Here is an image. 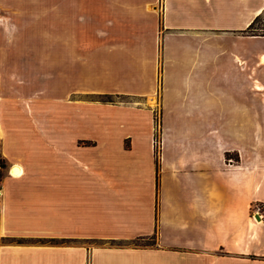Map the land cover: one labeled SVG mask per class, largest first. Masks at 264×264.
I'll return each instance as SVG.
<instances>
[{
	"label": "crops",
	"instance_id": "0c3cea01",
	"mask_svg": "<svg viewBox=\"0 0 264 264\" xmlns=\"http://www.w3.org/2000/svg\"><path fill=\"white\" fill-rule=\"evenodd\" d=\"M96 10L98 22L101 17L128 22L161 17L168 32L160 153H156L154 128L145 136L137 129V116L150 126L155 124L150 108L90 106L55 98L47 107V134L37 137L31 134L23 110L10 108L16 115L6 112L1 134L8 155L15 157L13 163H19L24 173L8 176L1 184L0 240L48 239L49 244H1L0 264L5 255H25L34 261L38 257L34 263H40L41 255H49L47 264H264V220L251 218L253 203L264 202V152L255 154L257 163L252 168L245 156L250 129L262 130L264 135V58L257 61L256 84L249 78L248 58H233L232 66L240 73L234 80L240 78L246 92L256 85L255 96L262 103L252 114L247 105L237 106L244 115L238 127L246 128L245 134L240 133L246 136V144L217 137L216 108L210 105L187 111L192 119L184 126L194 130L192 136L170 138L165 84L175 37L215 44L207 40L209 35L245 30L264 12V0H96ZM97 47L105 48V42L98 41ZM212 48L193 46L180 63L194 67L216 60L219 55ZM127 49L120 51V59H128V75L136 86L123 90L140 94V89L154 82L155 45L149 48L130 39ZM116 57L113 51L114 62ZM91 107L134 118L119 121L115 116L90 129L87 112ZM11 145L19 152L11 154ZM234 151L240 152L238 164L226 163V154ZM36 161L41 164L38 169ZM138 239L153 242L138 245L134 243Z\"/></svg>",
	"mask_w": 264,
	"mask_h": 264
},
{
	"label": "rangeland",
	"instance_id": "374dc122",
	"mask_svg": "<svg viewBox=\"0 0 264 264\" xmlns=\"http://www.w3.org/2000/svg\"><path fill=\"white\" fill-rule=\"evenodd\" d=\"M124 19L115 18V21L114 18L101 17L98 22L96 0H0V186L6 177L11 176L10 166L17 161L8 155L5 135L1 134V131L4 133L6 112H9L7 116L16 115L9 111L13 106L23 110L24 120L30 124V132L36 137L47 134V107L55 98L87 102L90 106L103 104L150 108L155 124L152 122L150 126L137 116V129L143 131L145 136L150 127L154 128L155 148L159 155L162 138V67L165 36L168 32L163 28L161 17H142L139 22ZM256 26L264 31V12ZM123 28L126 30L123 31ZM209 36L207 40L217 43L208 44L201 39L189 42L188 37H175L171 41L172 60L166 69L165 80L168 88V136L173 139L185 133L192 136L194 130L184 126L186 121L192 119L187 111L210 105L216 108L217 137L221 136L224 142L246 144V136H240V133H246V128L238 127L244 115L236 109L245 104L250 108L249 114H252L262 103L255 96L256 85L250 86L246 92L241 88L240 78L234 80L235 74L239 72L232 64L233 58L240 61V57H247L249 78L256 84L259 67L257 61L264 58V35H249L241 31L233 35ZM130 39L134 44L147 45L149 48L152 43L155 45L154 82L140 89V94H130L123 90L136 86L135 80L128 75V59H120V51L128 50ZM98 41L105 42V48L98 50ZM186 42L190 43L192 49L193 46H199L204 50L210 45L219 56L201 66L180 63V59L193 52ZM241 42L243 44L240 45ZM238 45L243 47V51L236 49ZM221 48L226 49L220 51ZM113 51L117 55L115 62ZM87 114L90 129L104 119L114 120L115 116L119 121L123 118H131L133 121L134 118L121 111L102 110L98 107L89 108ZM90 132L95 133L94 130ZM15 147H9L11 154L19 152ZM257 152H264V135L262 130L250 129L249 147L245 151L250 168L256 166ZM239 159V151L226 154L228 164H238ZM37 166L38 169L41 164L39 167L38 162ZM253 204L251 218L258 220L253 210L261 202ZM152 242V239H138L134 243L144 245ZM94 243L90 242V245ZM1 244L5 247H47L49 240L6 238L0 240ZM24 256L5 255L2 264L39 263H34L38 257L34 261V257L31 259ZM49 259V255H41L39 264H47Z\"/></svg>",
	"mask_w": 264,
	"mask_h": 264
},
{
	"label": "trees",
	"instance_id": "16d2710c",
	"mask_svg": "<svg viewBox=\"0 0 264 264\" xmlns=\"http://www.w3.org/2000/svg\"><path fill=\"white\" fill-rule=\"evenodd\" d=\"M261 14L256 16L254 20L249 24V26L243 30L245 33L249 35H264V31H260L259 27L256 26L257 22L259 21Z\"/></svg>",
	"mask_w": 264,
	"mask_h": 264
},
{
	"label": "bare ground",
	"instance_id": "6f19581e",
	"mask_svg": "<svg viewBox=\"0 0 264 264\" xmlns=\"http://www.w3.org/2000/svg\"><path fill=\"white\" fill-rule=\"evenodd\" d=\"M10 173L17 177L24 173V169L19 163H12L10 166Z\"/></svg>",
	"mask_w": 264,
	"mask_h": 264
},
{
	"label": "built area",
	"instance_id": "2783aa9c",
	"mask_svg": "<svg viewBox=\"0 0 264 264\" xmlns=\"http://www.w3.org/2000/svg\"><path fill=\"white\" fill-rule=\"evenodd\" d=\"M2 187L0 186V196L2 195ZM253 213H257L260 216V219L264 220V202L258 204L257 207L253 210Z\"/></svg>",
	"mask_w": 264,
	"mask_h": 264
},
{
	"label": "water",
	"instance_id": "95a60500",
	"mask_svg": "<svg viewBox=\"0 0 264 264\" xmlns=\"http://www.w3.org/2000/svg\"><path fill=\"white\" fill-rule=\"evenodd\" d=\"M257 217L260 219V216L257 214Z\"/></svg>",
	"mask_w": 264,
	"mask_h": 264
}]
</instances>
